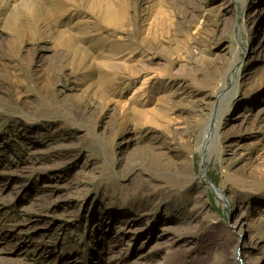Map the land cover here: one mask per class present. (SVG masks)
<instances>
[{
    "label": "rangeland",
    "instance_id": "374dc122",
    "mask_svg": "<svg viewBox=\"0 0 264 264\" xmlns=\"http://www.w3.org/2000/svg\"><path fill=\"white\" fill-rule=\"evenodd\" d=\"M237 251L264 264V0H0V264Z\"/></svg>",
    "mask_w": 264,
    "mask_h": 264
},
{
    "label": "bare ground",
    "instance_id": "6f19581e",
    "mask_svg": "<svg viewBox=\"0 0 264 264\" xmlns=\"http://www.w3.org/2000/svg\"><path fill=\"white\" fill-rule=\"evenodd\" d=\"M201 102V101H200ZM202 105V104H201ZM200 105V106H201ZM181 130V129H180ZM186 131H188V130H186ZM238 148V147H237ZM235 150H236V148H235V145H232L231 144V146L229 147V152L230 153H235ZM147 155H146V157H150L151 158V156L150 155H152L153 156V154L152 153H146ZM154 157V156H153ZM157 160V162H159V160L158 159H156ZM204 160V159H203ZM147 163L149 162V164H150V161H147V160H145ZM253 163V162H252ZM160 166H162V165H164V164H162V163H158ZM203 164V163H202ZM249 164H250V162H249ZM248 164V165H249ZM204 170V168H202V171ZM201 176H205V171H204V173L202 172L201 173ZM239 219H240V221L242 220V218H241V216H239ZM242 255V256H241ZM234 256H236V257H241L242 258V260H240V261H242L243 262V264H245L246 263V260L244 259V254L243 253H240L239 251H237L236 253H235V255Z\"/></svg>",
    "mask_w": 264,
    "mask_h": 264
}]
</instances>
